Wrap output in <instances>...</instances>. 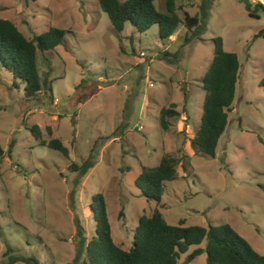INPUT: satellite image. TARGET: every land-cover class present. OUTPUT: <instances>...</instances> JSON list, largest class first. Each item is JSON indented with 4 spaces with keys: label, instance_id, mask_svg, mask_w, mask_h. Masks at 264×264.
<instances>
[{
    "label": "rangeland",
    "instance_id": "1",
    "mask_svg": "<svg viewBox=\"0 0 264 264\" xmlns=\"http://www.w3.org/2000/svg\"><path fill=\"white\" fill-rule=\"evenodd\" d=\"M165 2L155 0L160 12ZM201 3L177 0L182 24L162 40L158 26L143 34L127 24L119 33L99 0H0V19L29 40L52 27L65 32L63 45L38 53L46 83L35 99H26L24 84L0 62V264L8 245L41 264H81L77 222L90 239L97 229L90 203L98 194L114 242L129 251L139 218L157 207L136 180L164 156L178 161L179 178L164 183L159 205L169 225L229 224L264 255V16L250 17L238 1L215 0L204 31L195 34L199 26L188 28L186 16L199 15ZM218 37L238 56L240 72L228 126L211 157L196 153L191 141ZM172 106L179 116L164 131L160 114ZM36 126L41 133L34 134ZM53 139L69 158L47 146ZM90 155L95 166L73 192L70 166ZM206 245L192 247L179 264ZM206 260L203 254L188 264Z\"/></svg>",
    "mask_w": 264,
    "mask_h": 264
},
{
    "label": "trees",
    "instance_id": "2",
    "mask_svg": "<svg viewBox=\"0 0 264 264\" xmlns=\"http://www.w3.org/2000/svg\"><path fill=\"white\" fill-rule=\"evenodd\" d=\"M214 1L202 0L200 14L194 18L186 16L188 28L199 26L195 34L204 31ZM234 1L242 4L250 17L259 19L264 16V4L258 0ZM176 3L177 0H166V11L160 12L155 0H99L102 11L108 15L119 33L124 31L127 24H131L143 34L158 26L159 37L162 40L170 39L182 24ZM261 35H264V30L260 32L259 36ZM64 42L65 32L59 28L52 27L49 31L29 40L13 22L0 19V62L15 79L24 84L26 99H35L46 83L40 78L38 53L44 54L55 50ZM239 72L238 56L225 51L222 38H216L214 58L203 81L206 94L201 126L191 141V147L196 153L216 156L220 138L228 126V113L235 100ZM260 85L264 87V79ZM173 107L161 111L160 126L164 131L170 129L169 118L179 116ZM32 130L34 134L41 133L37 126ZM38 140L42 142V139ZM47 146L60 151L67 158L70 156L69 150L58 139L50 140ZM3 155L4 150L0 145V157ZM177 164L175 158L164 156L158 166L149 170L143 169L137 178L136 185L142 195L156 202L157 207L151 216L142 215L139 218L133 246L129 251L114 242L104 197L101 194L95 195L90 207L97 229L88 239L82 225L77 222L79 244L75 263L81 261V264H179L182 256L192 247L200 246L207 241L205 249L197 248L188 254L185 264L193 262L203 254L207 256L206 264H264V255L256 252L229 224L201 227L186 226L185 220H181L177 226L167 223L159 205L164 194V183L179 178ZM94 166L93 155L81 165L71 164V171L77 174L73 192H76L80 180ZM7 248L5 257L8 260L5 264L20 262L41 264L33 256L26 257L16 253L10 245Z\"/></svg>",
    "mask_w": 264,
    "mask_h": 264
},
{
    "label": "built area",
    "instance_id": "3",
    "mask_svg": "<svg viewBox=\"0 0 264 264\" xmlns=\"http://www.w3.org/2000/svg\"><path fill=\"white\" fill-rule=\"evenodd\" d=\"M260 3L264 4V0H258ZM141 129V128H140Z\"/></svg>",
    "mask_w": 264,
    "mask_h": 264
}]
</instances>
